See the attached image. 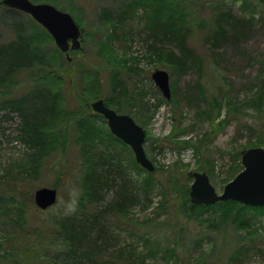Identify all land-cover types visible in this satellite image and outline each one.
Returning a JSON list of instances; mask_svg holds the SVG:
<instances>
[{"label":"rangeland","instance_id":"1","mask_svg":"<svg viewBox=\"0 0 264 264\" xmlns=\"http://www.w3.org/2000/svg\"><path fill=\"white\" fill-rule=\"evenodd\" d=\"M31 1L69 12L82 30L81 48L61 52L49 33L31 17L22 12L5 14L0 7V41H13L14 27L22 24L37 40L36 52L46 63L44 67L22 71L15 86L0 90V104L6 105L0 109L2 195H12L17 186L8 182L6 169L26 163L32 152L21 137L22 118L13 104L41 83L60 96L58 121L46 132L52 145L35 188H23L27 193L23 203L10 205L0 197V264H25V258L11 249L13 239L27 231L18 227L24 218L45 223L52 217L55 220V214L79 217L84 211L103 210L111 204L115 190L103 194L96 204L86 199L82 204L83 171L93 164L94 154L102 156L119 173L117 185L131 190L137 199L125 213L115 214L109 209L106 213V222L119 236V246L126 249L128 257L135 254L145 258L141 264H264V210L245 211L244 216L252 221L249 228L238 233L228 229L231 250L221 252L222 257L217 256L214 241H205L206 235L212 234L210 223L215 215L191 220L183 214L187 203L191 204L192 173H207L221 194L243 170L242 152L264 148V0L248 1L245 9L243 0ZM159 6L166 8L162 20L174 18L190 29V45L203 65L202 71L170 65L169 48H164L160 56L149 50L155 39L147 21L152 20ZM230 9L250 19L246 39L213 48L204 38L216 12ZM157 69L170 75L171 100L151 79ZM37 73L44 79H39ZM117 84L121 85L120 95L119 90L113 92ZM12 98L14 103L7 105ZM99 99L115 102L120 113L130 115L144 128V147L156 167L154 173L137 164L132 149L118 140L107 121L90 108ZM162 99L166 102L160 103ZM82 125L92 134L84 136L83 150L75 141L77 127ZM43 187L56 188L59 193L58 203L45 213L34 200L36 190ZM166 224L183 227L199 242L186 253L166 251L148 234L154 237L151 227L164 228ZM145 237H150L151 242ZM39 264L45 263L42 260Z\"/></svg>","mask_w":264,"mask_h":264},{"label":"trees","instance_id":"2","mask_svg":"<svg viewBox=\"0 0 264 264\" xmlns=\"http://www.w3.org/2000/svg\"><path fill=\"white\" fill-rule=\"evenodd\" d=\"M3 10L5 14L20 13L10 9ZM165 10L164 6H159L155 10L152 20L147 21V25H151L153 28L155 39L154 44L149 46V50L154 55L160 56L164 48H169L168 58L170 65H176L180 68L181 66L189 68V66L193 65L191 68L196 67L202 71L203 65L190 45V29L185 24H179V21L174 18L162 20V11L164 12ZM223 12H216L214 21L211 22L209 27L210 30L204 38V42L213 48L219 41H224L221 40L224 35L229 34L234 38V41L241 40V43L246 39L245 32L250 20L245 22L237 21L243 23L244 27L236 23L228 28L225 25L227 18H224ZM23 15L25 16V14ZM32 23L35 24L34 22ZM14 32L16 33V38L13 41H0V90L15 86L18 75L22 71L32 70L36 66L44 67L46 64L42 54L36 52L38 51L37 40L29 35L27 29L20 24V27H14ZM231 43L225 41L224 45ZM35 75H38L39 79L44 76H40V73ZM31 89L29 94H24L16 99L15 102L17 103L12 102L14 100L12 98L7 104L12 105L14 103L15 109L21 115V137L32 149V152L27 155L26 159L28 160L26 163H19L14 165V167L13 165L9 166L5 171L8 176V182L10 180L17 184L15 189L11 191L12 195L7 197L6 193L4 195H2V192L0 193L2 199L10 201V205L24 202L22 197L27 195L23 191L24 187H27V189L35 188L34 182L39 179L43 161L47 158L48 150L52 145L50 136L48 137V130L50 131L53 124L58 121L56 114L60 96L57 93H53L50 87L44 83L35 85ZM120 89L121 85L117 84L113 92L119 90L120 95ZM201 100L204 99L201 98ZM165 102L163 99L160 101V103ZM106 104L120 113L117 110L120 107L115 102H106ZM216 104L220 105L217 101ZM1 105L0 109L6 106ZM87 133L89 131L84 125L77 127L75 141L80 144L81 150L86 145L84 136ZM50 135L53 137L52 133ZM89 135L92 134L89 133ZM101 157L94 154V156L92 155L93 164L88 167L86 163L87 167L83 171L84 178L81 181L82 187L80 190L82 204H84L83 199H86V202H90V204H96L97 201L100 202L99 199L103 197V194L113 190H115L114 200L103 210H92L91 213L84 211L83 215L79 217L55 214V220L52 217L45 223L34 222L29 218L25 219L23 214H20L24 218V222L18 227L20 230L21 227H24L27 231L13 239L15 241L12 242L13 247L11 249L17 250L25 258V264H39L42 260L45 264L61 262L64 264H141L146 261L145 258L136 257L135 254L133 255L135 258L133 256V258L128 257L126 249L119 246V236L106 222L107 212L113 211L115 214L125 213L127 207L137 201V199L131 190H125V187L121 186V184L117 185L119 173L115 172L108 165L109 163L105 162ZM74 175L73 172L72 176ZM3 188L7 189V187ZM84 193H86V196L83 195ZM31 194L32 192L28 193V199ZM47 210H41V212L45 213ZM248 210L262 211L264 207L245 206L231 200L211 206L187 203L183 214L191 220H199L208 214L215 215V219L210 223L213 228V238H210L212 234H207L205 241L209 239L211 244L214 241L216 243L217 256L222 257L221 252L225 253L226 250L228 252L231 250V244L226 236L228 229L238 233L241 229L249 228L251 225L252 221L250 218L244 216L245 211ZM80 211L82 212L83 209H80ZM166 225L164 228H160L161 226L158 225L152 226L151 229L155 231L154 237L148 233L153 238L152 240L166 249V251L186 253L191 245L199 242V238H192L193 236L188 235L183 227ZM150 237H145L146 241L151 242Z\"/></svg>","mask_w":264,"mask_h":264},{"label":"water","instance_id":"3","mask_svg":"<svg viewBox=\"0 0 264 264\" xmlns=\"http://www.w3.org/2000/svg\"><path fill=\"white\" fill-rule=\"evenodd\" d=\"M0 5L30 15L47 30L62 52L67 53L70 49L81 48L79 40L81 30L69 13L57 9L52 4H35L30 0H0ZM152 79L164 97L170 100L172 93L169 73L157 69L153 72ZM90 107L95 113L105 118L111 133L132 149L136 162L148 172L153 173L155 166L144 149L146 138L144 129L131 116L119 114L108 107L103 99L94 101ZM241 162L243 170L225 185L221 194L216 191L206 173H193L194 181L189 193L191 203L209 206L233 200L243 205L264 206V148L255 147L244 150ZM34 200L38 208L47 210L57 203L58 191L48 187L39 188L35 192Z\"/></svg>","mask_w":264,"mask_h":264},{"label":"bare ground","instance_id":"4","mask_svg":"<svg viewBox=\"0 0 264 264\" xmlns=\"http://www.w3.org/2000/svg\"><path fill=\"white\" fill-rule=\"evenodd\" d=\"M248 1H250L251 2V0H243V2H242V6H243V8L245 9V7H246V5H249L250 3L248 2ZM223 15H224V18L226 19L227 18V23H225V25H226V27H231L232 25H234V24H236V23H239V25H243V23H240V22H237L238 20H240V21H242V22H245V21H249L250 19H246V18H241V17H239V14H236L232 9H230V10H225L224 12H223ZM245 25H243V27H244ZM246 33V32H245ZM234 38H232L229 34L228 35H224V37L221 39V40H224L223 42H221V41H219L218 43H216V45H215V47L214 48H217V49H219V48H222L223 46H225L224 45V42L225 41H229V42H232L233 44H238L240 41L239 40H237V41H234L233 40ZM193 65H191V66H189V68H187V67H183V66H181V70H183L184 68H187L188 70L189 69H191V67H192ZM194 68H196V67H194ZM1 117V116H0Z\"/></svg>","mask_w":264,"mask_h":264}]
</instances>
